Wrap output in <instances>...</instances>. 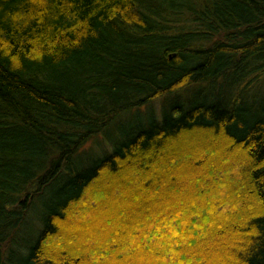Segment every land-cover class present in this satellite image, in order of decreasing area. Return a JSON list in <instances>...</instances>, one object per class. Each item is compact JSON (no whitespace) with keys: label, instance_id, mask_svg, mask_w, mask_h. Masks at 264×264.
I'll list each match as a JSON object with an SVG mask.
<instances>
[{"label":"trees","instance_id":"16d2710c","mask_svg":"<svg viewBox=\"0 0 264 264\" xmlns=\"http://www.w3.org/2000/svg\"><path fill=\"white\" fill-rule=\"evenodd\" d=\"M0 264H264V0H0Z\"/></svg>","mask_w":264,"mask_h":264},{"label":"rangeland","instance_id":"374dc122","mask_svg":"<svg viewBox=\"0 0 264 264\" xmlns=\"http://www.w3.org/2000/svg\"><path fill=\"white\" fill-rule=\"evenodd\" d=\"M162 103L163 101L162 100H156L154 103H152V106L151 108L155 110V113L157 115L160 116V113H161V107H162ZM148 106H146L144 108L141 109L142 112H137V111H134L133 113H131V115L129 114H125L122 118H121V122L122 124H129V127L133 126V125H136V126H139V125H143L144 123H146V121H148L149 119V116H151L150 114V110H148L147 108ZM101 138L99 137V140H97V142L95 143L96 144V147H92L87 154H92V156H95L96 154L99 153V148L104 146V148H108L110 149L111 146L110 144L106 146L103 144H101ZM90 145H93V144H90Z\"/></svg>","mask_w":264,"mask_h":264}]
</instances>
